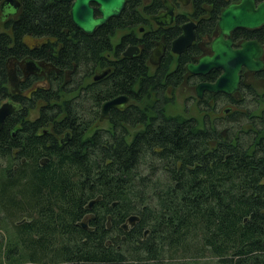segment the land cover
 <instances>
[{
  "label": "trees",
  "instance_id": "1",
  "mask_svg": "<svg viewBox=\"0 0 264 264\" xmlns=\"http://www.w3.org/2000/svg\"><path fill=\"white\" fill-rule=\"evenodd\" d=\"M193 1L215 21L228 2ZM67 5L21 0L0 33V104L17 88L6 61L19 52L73 76L65 88L60 77L19 85L22 108L0 130V264H264L263 116L235 111L222 123L206 102L198 117L168 113L167 87L184 82L185 56L155 74L149 54L112 61L114 24L138 22L134 6L88 34ZM27 36L40 46L25 47ZM106 67L108 78L82 88ZM71 91L79 97L65 99ZM121 93L132 104L100 125L102 103Z\"/></svg>",
  "mask_w": 264,
  "mask_h": 264
},
{
  "label": "flooded vegetation",
  "instance_id": "2",
  "mask_svg": "<svg viewBox=\"0 0 264 264\" xmlns=\"http://www.w3.org/2000/svg\"><path fill=\"white\" fill-rule=\"evenodd\" d=\"M58 1L68 4V15L72 20V2L62 0ZM183 1H185V3ZM241 1L242 0H228V2L220 10V13L215 21L214 19L212 20L211 17L200 15V13L202 12L199 13L196 10L193 0H161L162 6L156 9H152L151 7L154 0H127L126 5L122 10L121 14L118 16L111 17L103 26H107L112 23L114 24L117 18L121 17L129 7L133 6L134 11L139 16V21L135 23L132 20V22L125 27L114 24V34L116 35L114 39L117 37L119 39L114 42V49L108 52V58L112 61H118V57L134 59L135 57L149 54L146 59L147 67L151 73L155 74L157 73L158 69L162 67L164 60L169 61L170 65L172 66H178L180 62H182L181 56H185L183 66L186 72L183 74V84L186 87L185 89L183 87H181L180 89H184V94H186L187 96L190 94V98L194 99L197 106L202 105L206 102L205 105L207 107L213 108V102L215 100L218 101L215 97L225 96L226 102H224L226 103V105L223 108H220V112L223 113L221 117L227 118L235 111H245V109L240 108V105H243L246 93L252 94V91H254L257 96H264V67L261 70L252 71L249 70L247 67L243 66L240 72L241 77L239 88L233 94H226L224 92L215 93L206 90L203 93V97H199L198 95V84L201 82H215L222 74V68H212L206 73L198 74L190 72L188 68L189 63L198 64L202 56L214 54L212 50V43L217 37L221 35L219 20L222 11L231 3H239ZM261 2H264V0H255L256 6H258ZM90 5L94 8L95 15L101 16V12L99 11V4H97L96 2H91ZM20 12L21 0H15V4L7 2V0H0V33L12 29L10 28V26H8L7 23L10 20L15 19L20 14ZM205 13L210 14V11L206 10ZM162 14H165L168 17L163 20V23H159L157 22V19L155 17ZM208 20H210L209 23H211L210 27H205L202 22ZM103 26L97 27L94 33ZM191 26L194 33L192 43L189 44L182 52H175L173 50V42L184 33L185 28L190 30ZM76 27L80 29L78 26ZM80 30L83 31L82 29ZM62 32L68 33L69 28H63ZM229 38L232 39V45L234 48H240L244 41L257 40L262 45L263 54L261 58L264 61V23L255 28H237L235 30H232L230 35L224 34V39ZM123 41H125L124 44ZM149 42L153 43V46L148 49L147 44H149ZM39 43H41V41L34 39L31 36H27L23 44L25 47L33 50L34 48H38L40 46ZM120 46L123 47L120 49ZM159 48H161V52L158 51ZM126 51H130L131 55L126 56L124 54ZM53 56L58 57V55L55 54H53ZM31 60H35L38 64H50L51 68H42L38 73H32L30 72V67L28 66V63ZM11 62H13L14 73H18L15 76L10 73L12 64ZM6 67L8 68L11 82L14 84V87L17 86V88H12L13 92H10V95L5 98L2 103L7 99L12 103L16 104L17 110L13 114H15L22 108V104L17 99L19 98V96L25 95V93H23L20 86L23 87L25 85H28V82H31L32 85L27 91H32L34 90V81H37L36 83H39L43 86L44 84L50 85L52 78L58 79L60 77L62 78V81L66 82L65 84H67L69 78H73V76L70 75L71 71L68 67H66L64 73H61L62 69L57 65L54 60L51 61L46 60L45 58H38L34 56L32 57L31 54L26 53L24 51L19 52L16 55L10 56L6 61ZM107 70H109V72L103 78H95L96 75L101 74ZM112 71L113 68L106 67L97 69L94 71V73L88 74V76H84V84L81 85L82 88L86 89L87 86H92L94 83H101L103 80L108 78V76H110ZM175 89V85H169L167 87V92H169L168 96L171 102L173 98L171 97L170 92ZM121 94L129 95L128 93ZM121 94H117L116 96ZM131 104L132 101L130 96L129 105L127 107H129ZM112 110L122 109H111L109 118L104 120L100 119V112V125L106 123V121L110 119Z\"/></svg>",
  "mask_w": 264,
  "mask_h": 264
},
{
  "label": "water",
  "instance_id": "3",
  "mask_svg": "<svg viewBox=\"0 0 264 264\" xmlns=\"http://www.w3.org/2000/svg\"><path fill=\"white\" fill-rule=\"evenodd\" d=\"M71 1V17L73 23L82 29L85 33H94L97 27L103 26L111 17L118 16L124 9L127 0H62ZM15 4V0H7ZM99 4L101 16H96L94 8L90 3ZM185 3V1H183ZM168 16L165 14L158 15L155 18L157 22L163 23ZM264 23V2L258 6L255 0H242L239 3H231L224 8L219 20L221 35L212 43L213 55L202 56L198 64L189 63L190 72L206 73L212 68H222L223 72L215 82H201L198 84V95L203 97L204 91L224 92L233 94L239 88L241 70L245 66L249 70L258 71L264 67L262 45L257 40H247L242 43L240 48H234L232 39H224V34L230 35L232 30L242 27L255 28ZM194 33L192 26L190 30L185 28L184 33L173 42V50L182 52L192 43ZM130 50V48H129ZM161 52V48L158 49ZM126 56L131 55L130 51L124 53ZM10 73L15 76L13 62H11ZM30 72L38 73L42 68L50 69V64H38L35 60L28 63ZM109 70L95 76L96 79L103 78ZM130 96L121 94L114 98L106 100L101 108V120L109 118L111 109H125L129 105ZM17 110V105L11 101L3 102L0 105V130L4 125L7 116ZM136 217H131L130 221L134 222Z\"/></svg>",
  "mask_w": 264,
  "mask_h": 264
},
{
  "label": "rangeland",
  "instance_id": "4",
  "mask_svg": "<svg viewBox=\"0 0 264 264\" xmlns=\"http://www.w3.org/2000/svg\"><path fill=\"white\" fill-rule=\"evenodd\" d=\"M117 39H119V38L118 37L115 38L114 42ZM17 74H15V75H17ZM71 79L72 78H69V81L67 82V84H64V88L67 87V85L72 82ZM181 87H183L185 89L186 86L183 83H181L178 86H176L175 90L170 92V95L173 98V100L171 102L169 99L170 103L168 104V107H167L168 113L174 114V115L183 114L185 116L198 117L201 113H203L204 109L207 110V107L204 106L203 104L197 106L194 99L190 98V96H189L190 94L188 96L186 94H184V89H180ZM72 89H76V88H72ZM65 97L67 99L73 100V99L79 97V93L78 92L72 93V91L66 92L64 98ZM6 101H9V100L6 99L4 102H6ZM224 101H225V97L221 96V98L218 101L215 100L213 102V104H212L213 105V119L221 118L220 122L229 123L228 117L227 118L221 117L223 115V113L220 112V108H223L226 105V103H225L226 101L225 102ZM240 108L245 109V110H251L250 113H252L253 115H256V116L261 114L264 118V98L260 101H255L250 94L246 93L245 100L243 102V105H240ZM31 114L32 115H30V117H32V118H35L38 115L37 113H34V111H32ZM230 123H232V122H230ZM227 126H229V124ZM0 163L2 165H7L6 160L4 158L2 159L1 157H0ZM0 234H2V232ZM208 260H211V259H207V258L203 259V261H208Z\"/></svg>",
  "mask_w": 264,
  "mask_h": 264
},
{
  "label": "bare ground",
  "instance_id": "5",
  "mask_svg": "<svg viewBox=\"0 0 264 264\" xmlns=\"http://www.w3.org/2000/svg\"><path fill=\"white\" fill-rule=\"evenodd\" d=\"M131 53V52H130ZM134 53V52H133Z\"/></svg>",
  "mask_w": 264,
  "mask_h": 264
}]
</instances>
